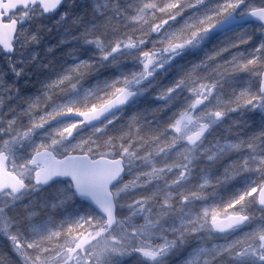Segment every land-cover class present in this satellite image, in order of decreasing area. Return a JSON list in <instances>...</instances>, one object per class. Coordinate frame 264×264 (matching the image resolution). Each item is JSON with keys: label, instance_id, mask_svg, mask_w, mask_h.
Returning a JSON list of instances; mask_svg holds the SVG:
<instances>
[{"label": "snow or ice", "instance_id": "snow-or-ice-1", "mask_svg": "<svg viewBox=\"0 0 264 264\" xmlns=\"http://www.w3.org/2000/svg\"><path fill=\"white\" fill-rule=\"evenodd\" d=\"M0 264H264V0H0Z\"/></svg>", "mask_w": 264, "mask_h": 264}]
</instances>
